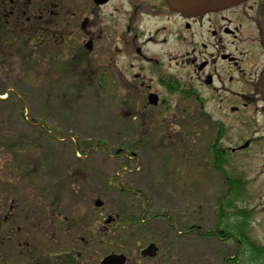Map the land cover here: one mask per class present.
I'll list each match as a JSON object with an SVG mask.
<instances>
[{
	"label": "rangeland",
	"instance_id": "1",
	"mask_svg": "<svg viewBox=\"0 0 264 264\" xmlns=\"http://www.w3.org/2000/svg\"><path fill=\"white\" fill-rule=\"evenodd\" d=\"M21 26L0 15V221L31 240V264L40 235L47 264H98L109 252L125 264H226L233 241L241 259L248 244L233 229L249 184L227 191L239 161L213 164V126L183 90L205 86L149 83L167 100L147 104L139 83H87L73 56ZM220 223L234 231L224 241ZM254 229L245 233L264 238ZM150 241L156 257H141Z\"/></svg>",
	"mask_w": 264,
	"mask_h": 264
},
{
	"label": "flooded vegetation",
	"instance_id": "2",
	"mask_svg": "<svg viewBox=\"0 0 264 264\" xmlns=\"http://www.w3.org/2000/svg\"><path fill=\"white\" fill-rule=\"evenodd\" d=\"M0 12L8 27L35 35L34 44L55 43L73 56L87 83H139L151 105L167 98L149 83L173 93L175 83L204 85L200 94L183 88L185 99L213 126V158L239 161L238 180L249 184L243 228L264 231V0L189 18L162 0H0ZM19 227L2 219L0 264H31V240ZM253 233L241 258L264 264V238ZM43 237L37 264H47ZM224 258L229 264L236 256Z\"/></svg>",
	"mask_w": 264,
	"mask_h": 264
},
{
	"label": "water",
	"instance_id": "3",
	"mask_svg": "<svg viewBox=\"0 0 264 264\" xmlns=\"http://www.w3.org/2000/svg\"><path fill=\"white\" fill-rule=\"evenodd\" d=\"M244 0H164L167 6L180 13L184 17H194L205 12L221 10L233 5H236ZM149 101L156 102L154 95L149 96ZM156 247L150 243L147 247L141 250L142 255L153 256ZM126 257L122 253H109L102 257L99 264H124Z\"/></svg>",
	"mask_w": 264,
	"mask_h": 264
}]
</instances>
